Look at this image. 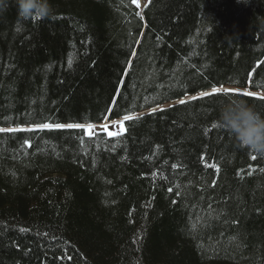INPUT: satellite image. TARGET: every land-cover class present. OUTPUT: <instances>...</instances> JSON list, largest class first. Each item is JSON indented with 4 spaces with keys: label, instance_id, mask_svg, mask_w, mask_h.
Segmentation results:
<instances>
[{
    "label": "trees",
    "instance_id": "obj_1",
    "mask_svg": "<svg viewBox=\"0 0 264 264\" xmlns=\"http://www.w3.org/2000/svg\"><path fill=\"white\" fill-rule=\"evenodd\" d=\"M50 2L0 0V128L134 119L0 132V264H264V155L191 99L261 95L264 0Z\"/></svg>",
    "mask_w": 264,
    "mask_h": 264
},
{
    "label": "clouds",
    "instance_id": "obj_2",
    "mask_svg": "<svg viewBox=\"0 0 264 264\" xmlns=\"http://www.w3.org/2000/svg\"><path fill=\"white\" fill-rule=\"evenodd\" d=\"M18 15L23 18H47L55 13L50 0H16ZM264 95V81H258ZM217 124L226 130L236 145L264 155V110L243 97L226 96L217 102Z\"/></svg>",
    "mask_w": 264,
    "mask_h": 264
},
{
    "label": "snow or ice",
    "instance_id": "obj_3",
    "mask_svg": "<svg viewBox=\"0 0 264 264\" xmlns=\"http://www.w3.org/2000/svg\"><path fill=\"white\" fill-rule=\"evenodd\" d=\"M132 3L137 4V6L139 7V2L138 0H132ZM147 6V5H145ZM137 15H141L140 13H137ZM33 19H38V17H33ZM141 19H143V17L141 16ZM136 53L133 52L132 55L134 56ZM69 63H71V61H69ZM129 64H131V62L129 61ZM258 69H257V73H258ZM251 75V74H248ZM249 83H252V81H249ZM117 93H119V90H117ZM223 94L224 96H229V94H232L234 96H240V97H250V98H255V99H259V100H264V96L258 95L257 93H253L250 91H241L239 88H227V87H217V86H213L211 88V91H201L199 93V96H193L191 97L192 100H197V99H201V98H208V97H213L216 95H220ZM187 101L181 99L179 101L180 104H185ZM113 105H115L117 103V101L113 100ZM114 109H106V111H113ZM156 109H152V112L155 113ZM101 119H106V117L101 114ZM136 119H138L139 117H135ZM134 117L130 116V115H124L123 116V120L120 121L119 123L121 124V133L123 131H125V129L123 128V121H131L133 120ZM113 123H116L115 121H113ZM87 128L88 132L87 134L91 137L94 135L93 133V124L89 123L87 125L84 124H80V123H41V124H37V125H33L32 128H0V132H19V131H32L35 128H39V129H84ZM213 127H220L219 125H214ZM103 128L105 131H107L108 129V125L104 124ZM121 133H114V132H108L109 136H115V135H120ZM26 144H30L29 141H25ZM253 160H256V156H252ZM174 167H176V165H174ZM211 167H214L216 169L217 172L220 171L219 166L217 164H212ZM155 175V173L153 174ZM169 191H171V189H169ZM23 231V229H22ZM69 259H71V257H69Z\"/></svg>",
    "mask_w": 264,
    "mask_h": 264
},
{
    "label": "rangeland",
    "instance_id": "obj_4",
    "mask_svg": "<svg viewBox=\"0 0 264 264\" xmlns=\"http://www.w3.org/2000/svg\"><path fill=\"white\" fill-rule=\"evenodd\" d=\"M139 2V7L142 6L143 4V0H138ZM116 123H113V121H104L102 123H98V124H93L94 128H93V133L95 132H105L108 135V132H114V133H121V124L119 123L120 121H122V119L119 120H114ZM107 124L108 125V129L107 131L104 130L103 125ZM85 132L87 133L88 130L85 127L84 128Z\"/></svg>",
    "mask_w": 264,
    "mask_h": 264
}]
</instances>
